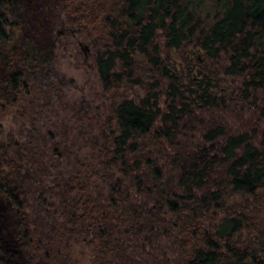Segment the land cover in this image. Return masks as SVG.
Segmentation results:
<instances>
[{"label":"trees","instance_id":"1","mask_svg":"<svg viewBox=\"0 0 264 264\" xmlns=\"http://www.w3.org/2000/svg\"><path fill=\"white\" fill-rule=\"evenodd\" d=\"M56 3L95 51L103 91L130 83L143 93L103 104V117L87 99L65 98L50 75L54 50L23 31L21 0H0V117L33 123L53 97L65 111L47 133L0 143V197L18 248L0 247V264H76V239L95 264H171L168 248L185 264H264V0ZM230 78L240 79L235 91ZM234 97L256 106L261 138L227 131L221 117L237 113ZM73 128L81 142H66ZM188 130H199L195 144ZM62 158L101 184L64 175ZM33 206L39 221L27 215ZM146 237L150 260L128 250Z\"/></svg>","mask_w":264,"mask_h":264},{"label":"rangeland","instance_id":"2","mask_svg":"<svg viewBox=\"0 0 264 264\" xmlns=\"http://www.w3.org/2000/svg\"><path fill=\"white\" fill-rule=\"evenodd\" d=\"M23 5V10L26 14V24L23 29L24 32L30 33L34 36L35 41L45 49L54 50V67L55 73H51V77L55 80H62V90L64 97L69 100L74 99H87L92 105L91 112H99L98 115L102 117L105 115L107 109L103 104H106L112 100H120L122 98L134 97L137 98L142 95L143 90L140 85L127 84L126 86H121L113 90L102 89V84L99 81V75L96 71L94 65L95 51L89 48L88 43L82 40H78L71 32L68 30L69 23L64 18V12L58 8L56 0H21ZM162 39V38H161ZM160 39V40H161ZM83 44L79 45V42ZM85 45L86 48L83 46ZM193 43L186 45L187 49H193ZM196 56L193 59V68L197 76L201 72L202 63L200 62L202 57L199 52L194 53ZM4 67L0 62V75L3 73ZM230 85L233 91L235 87L239 84V78H230ZM131 85V86H130ZM231 95V94H230ZM53 105L47 110H43L37 117L35 122H23L18 117H14L12 112H6L0 117V143L5 144L12 133L14 138H26L30 134H36L38 132L47 133L48 129H53L56 125L54 122H59L62 115L65 113L63 108L59 105V99L53 97ZM164 94L161 92L158 103L163 107L164 104ZM232 104L235 105L234 111L237 113H232L225 111L223 114L222 123L226 127L227 131H243L246 130L247 133H256L258 138H261L260 129L263 127L262 119L256 116L254 109L256 106L254 104H249L245 100L232 99ZM223 112L222 109L218 111ZM68 114V113H67ZM73 119L71 120V122ZM76 122L71 124L75 126ZM59 128V127H58ZM73 133L70 134V138L66 142L71 143V140L80 141L79 137L76 136V130L73 128ZM195 140L194 144L197 142V138L200 136L199 130L190 131ZM55 136V135H54ZM57 140L61 139L60 134L55 136ZM81 142V141H80ZM63 143V142H62ZM199 143V139H198ZM76 152L88 153L87 147H73ZM60 162L64 175L70 173L72 175H79L80 177H88L89 189L95 188L94 182L100 183V177L97 174H91L89 168L84 167L80 170H76L72 163L68 162L67 165L64 164L65 158ZM86 159L89 160L87 157ZM70 160H73L72 158ZM61 161V160H60ZM105 184V183H104ZM28 186L36 188L35 185ZM38 188V187H37ZM31 195V194H30ZM32 199V197H31ZM34 200V199H32ZM27 215L31 220L39 221L43 217V212L37 207L25 208ZM22 216V213L20 214ZM13 214L8 210V206L5 200L0 197V247L7 251H18L17 244H15V233L14 228L10 222ZM160 243H164V238L159 237ZM149 242H153V238L146 237L144 241L138 240L133 245H130L128 250L140 253L139 255L147 260H150V247ZM79 250L82 253H79ZM71 253L74 255L76 264H95L92 262L91 252L88 251V246L85 242L76 239L71 243ZM160 257L161 254L158 251L156 257ZM166 257H170L171 264H185L183 259H176V254L173 253L169 248L166 250ZM19 264V263H13ZM228 264V263H224Z\"/></svg>","mask_w":264,"mask_h":264},{"label":"water","instance_id":"3","mask_svg":"<svg viewBox=\"0 0 264 264\" xmlns=\"http://www.w3.org/2000/svg\"><path fill=\"white\" fill-rule=\"evenodd\" d=\"M81 44H83V42L81 41V42H79V45H81ZM85 48H86V46L85 45H83Z\"/></svg>","mask_w":264,"mask_h":264}]
</instances>
